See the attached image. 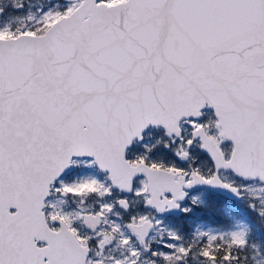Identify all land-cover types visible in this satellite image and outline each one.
Instances as JSON below:
<instances>
[{"label": "snow or ice", "instance_id": "snow-or-ice-1", "mask_svg": "<svg viewBox=\"0 0 264 264\" xmlns=\"http://www.w3.org/2000/svg\"><path fill=\"white\" fill-rule=\"evenodd\" d=\"M0 264H264V0H0Z\"/></svg>", "mask_w": 264, "mask_h": 264}]
</instances>
